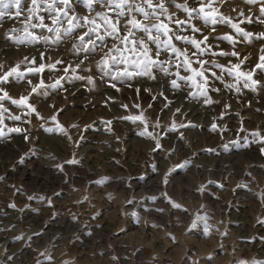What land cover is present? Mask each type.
Here are the masks:
<instances>
[{"label": "rangeland", "instance_id": "obj_1", "mask_svg": "<svg viewBox=\"0 0 264 264\" xmlns=\"http://www.w3.org/2000/svg\"><path fill=\"white\" fill-rule=\"evenodd\" d=\"M187 4L200 6L197 0ZM30 6L31 0H23L19 18H13V7L0 21V76L19 65V75L0 82V97L6 91L11 98L0 99V264H264L259 0L214 4L250 37L227 22L190 21L209 37L201 59L209 61L211 103L190 81L159 66L148 75L113 79L123 66L104 69L98 52L76 68L85 55L73 47L76 34L56 39L32 28L48 39L15 43ZM167 6L174 19L187 18L172 0ZM43 7L39 15L47 17ZM73 7L88 15L83 0H74ZM100 11L105 9L96 5L92 15ZM183 34L201 38L190 28ZM225 34L234 41L223 39ZM176 43L190 55L195 51ZM213 61L224 68L212 67ZM233 64L258 83L245 87L235 70L229 75ZM41 65L42 71H29ZM22 97L26 103H12ZM141 113L144 123L126 119Z\"/></svg>", "mask_w": 264, "mask_h": 264}, {"label": "snow or ice", "instance_id": "obj_2", "mask_svg": "<svg viewBox=\"0 0 264 264\" xmlns=\"http://www.w3.org/2000/svg\"><path fill=\"white\" fill-rule=\"evenodd\" d=\"M197 2L200 5L198 8L189 7L187 0L184 3H176V0H172L176 8L187 14V18L181 20L179 18L174 19L175 14L170 12L167 6L168 0H83V4L88 10V15L84 16L76 14L73 7L74 0H31V6L28 8L30 15L20 21L23 24L21 29L23 35L15 37L14 42L23 44L48 39V37L36 35L30 31L32 28L45 29L47 32L53 33L56 39H61L62 33L66 36L76 34L78 45L74 44L73 47L78 48V51L85 54L76 68H79L80 64H83L84 60L89 59L90 56L102 52L101 59L97 61L98 65H102L106 70H111L113 65L123 66L122 68H117L113 79L140 74L148 75L153 68L159 66L166 73L173 74L179 79L190 81L200 90V95L207 98L208 76L206 73L209 69L205 65H208L209 61L201 59V57L205 53L209 37L204 35L200 28L191 24L190 21L200 18L205 25L227 22L236 33L245 37H250L253 34L244 31L239 27L238 23H234L230 17L220 13L219 7L214 6L216 0H207V3H205V0H197ZM256 2L257 0H247L249 4ZM22 3L23 0H0V21L3 20L5 15H12L10 9L13 7L16 9L13 18H19L22 14ZM259 3L261 4L260 14L264 16V0H259ZM42 5L44 6L43 10L48 13L47 17L39 15ZM96 5H99L105 11L95 12V15H92ZM233 10L235 11V9ZM239 15L243 16V11ZM33 18L38 23H32ZM246 19L251 22V17ZM260 22L264 23V19L260 20ZM189 28L193 34L200 33L201 38H197L195 35L183 34ZM79 29H84V31L78 33ZM11 31L14 33L17 29H12ZM12 38V36H9V39ZM222 38L234 41V38L228 34H225ZM108 40L112 41L111 47L108 46ZM176 42L191 46L195 51L190 55L187 47L181 48ZM105 49L107 50L105 51ZM165 53L168 54V58L161 60V55ZM212 55H217V53L213 52ZM218 55L223 56L228 55V53L220 52ZM231 55L236 56L238 54L232 52ZM193 56L196 57L195 61L192 59ZM261 60H264V56L261 57ZM174 61H179V63H174ZM32 63H35V61L33 60ZM57 63H60V61H57ZM211 63L212 67L224 68L223 65L217 64L215 61ZM194 64L198 65V67L193 66ZM43 67L41 65L39 68L29 69V71L40 72ZM173 67L177 69L174 73L171 71ZM257 67H264V65L258 64ZM18 69L19 65L0 76V82L7 81L8 77L14 73L19 75ZM180 69L190 73V75L180 76ZM239 69V64H233L227 71L229 75H232L235 70L236 80H245V87L250 86L247 82H250L251 85L258 83V81L252 79L251 72H243ZM69 70V68L64 69L65 72ZM72 71L75 72V69H72ZM212 75H215V73H212ZM76 78L84 79L85 77L77 76ZM87 79L91 82V77ZM57 84H59V81H57ZM171 84L173 88L178 87L176 79H173ZM40 86L43 87V81L40 82ZM32 90L36 91V88L33 87ZM0 91H3V89H0ZM4 98L11 99L6 91L3 97H0V99ZM26 100L27 98L22 97L19 101L13 99L12 103L24 104ZM206 102L211 103L212 101L207 98ZM28 107L31 108V105H28ZM32 111H35V109L32 108ZM15 119H19V117H15ZM126 119H130L133 122H145L143 113L126 117ZM52 120L55 121L56 117L53 116ZM215 127L213 125V129ZM61 130L63 131V129ZM146 130L147 125L145 123ZM15 131H19V129H15ZM143 134L141 133V135ZM253 135L259 136L260 133H253ZM261 142L264 143V138H261ZM159 146V143H157V147ZM11 206L15 207L14 204ZM173 206L179 207L176 204ZM241 264H245V262H241Z\"/></svg>", "mask_w": 264, "mask_h": 264}]
</instances>
